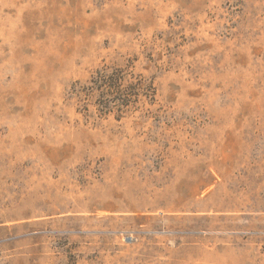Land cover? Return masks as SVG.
Returning <instances> with one entry per match:
<instances>
[{"label": "rangeland", "instance_id": "obj_1", "mask_svg": "<svg viewBox=\"0 0 264 264\" xmlns=\"http://www.w3.org/2000/svg\"><path fill=\"white\" fill-rule=\"evenodd\" d=\"M0 264H264V0H0Z\"/></svg>", "mask_w": 264, "mask_h": 264}, {"label": "trees", "instance_id": "obj_2", "mask_svg": "<svg viewBox=\"0 0 264 264\" xmlns=\"http://www.w3.org/2000/svg\"><path fill=\"white\" fill-rule=\"evenodd\" d=\"M77 97L93 96L100 115L113 113L122 118L127 111L141 110L151 103L155 87L130 62L125 65L102 64L90 75L87 83L73 88Z\"/></svg>", "mask_w": 264, "mask_h": 264}]
</instances>
